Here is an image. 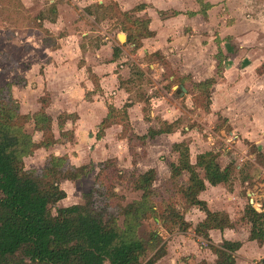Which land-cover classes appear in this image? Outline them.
I'll use <instances>...</instances> for the list:
<instances>
[{
    "label": "rangeland",
    "instance_id": "1",
    "mask_svg": "<svg viewBox=\"0 0 264 264\" xmlns=\"http://www.w3.org/2000/svg\"><path fill=\"white\" fill-rule=\"evenodd\" d=\"M84 2L0 0V85L11 86L13 97L19 103L22 114H33L42 106L40 99L48 97L50 100L46 111L50 112L49 115L52 117L51 133L48 137L56 139L49 146L38 147L33 154L26 156L25 167L41 169L48 155L55 153L67 155L73 166L91 165L90 172L80 178L68 179L55 174L54 177L67 193L66 197L59 201V206L83 202L84 194L93 188L106 163L113 164L112 171L117 174L113 179V189L120 197L121 204L126 205L140 199L142 195V191L133 189L127 180L133 177L135 172L140 173L154 168L156 180L153 187L158 191L155 202L159 211L162 212L166 204H173L184 212L183 215L191 226L185 231L180 230L178 225L166 229L159 217L150 218L143 221L139 234L148 237L150 232H157L163 238L159 244L162 246L161 250L166 252L168 248L172 251L171 258L165 254L156 264L188 262L200 264L202 260H197L196 254L200 251L211 252L210 245L215 243L211 235L209 239L196 232L197 224L205 217H201L198 209L190 211L193 205L188 206L183 198L181 190L182 186L189 182V174L184 172L177 178L171 177L170 165L178 162L179 158L178 152L173 149V142L179 139L186 141L192 162L196 161L200 152L213 150L218 154L221 168H231L227 181L219 182L216 188L209 184L208 191L205 188L203 191L206 192L202 191L199 196L205 194L211 198L213 194H219L218 192L225 193V207L230 212H223L234 222L233 227L240 236L249 234L251 224L248 222L247 213L252 203L251 198L254 196L260 200L258 195L264 193V0H185L183 7H187L189 16L193 17L191 25H184L189 40L183 47L173 45L176 56H182L181 51L187 48L189 61L195 60L194 56L200 53L206 65L209 64L213 50H218L216 46L218 44L222 50L230 54L226 55L227 57H235L237 62L235 64L229 62L231 66L228 64L229 70L231 69L228 82L234 89L237 84L243 85L244 90L238 91L239 96L246 98V95L242 96L246 92L247 97H250L246 99V104L241 105L245 111L242 118L239 116L238 119L228 122L229 118L211 112L210 106L208 109L206 107L209 96L214 95L217 104L221 102L219 100L222 90L225 92V81L221 82L215 91L213 88L209 89L210 93L207 89L198 91L193 84L195 82L193 75L189 74V78L183 82L190 90L181 95L182 90L178 91L181 81L179 79L169 81L171 68L166 71L161 69L165 59L159 50L150 55L142 53L138 55L139 58L126 61L130 63L131 73L121 74L117 78L116 88L109 89L111 101L109 107L113 108L111 123L104 129V134L100 138L97 137L99 125L93 130L84 128L78 135L71 128L63 131L69 118L75 121V113L69 118H65L64 113H59L62 109L61 103L51 104V91L46 82L39 88L26 85L28 79L31 83L37 82L34 77L39 73L44 74L46 64L51 62L50 52L56 48L60 37H66L70 33L76 34L70 42L66 41V47H73L74 51H70L64 58L68 62L72 61L73 65H83L85 54L76 51L78 44L88 49L87 45L99 47L101 42L108 41V48L113 44L114 50V47L120 44V40L124 41L125 37L127 38L121 31V28L126 31L124 24L131 28L137 26L136 23H132L133 20L125 21L115 1H107L109 6L107 10L91 7L92 18L85 10L90 6H84ZM206 2L212 5L208 7L207 15L204 16L202 10ZM177 5L179 6L175 4L176 7ZM172 10L173 8H170L167 12L159 14L173 16L175 13ZM192 11L197 13L190 14ZM130 15L132 18H139L135 13ZM94 20H97V23ZM176 24L177 21H174L175 30ZM97 26H100V29L96 28ZM175 30L174 32L178 34L179 30ZM84 32L86 33L82 35ZM108 32L112 34L115 32L114 41L104 39ZM118 32L120 36H117ZM137 32L139 38L144 31L140 28ZM169 34L172 36L173 32ZM143 38L136 42L139 46L133 49L128 46L127 49L135 53L141 46ZM176 38L177 35L175 40ZM145 43L147 46L156 45L153 41ZM112 49L106 52L107 61L113 57ZM123 55L125 58L124 50ZM214 55L216 56L215 53ZM121 63L119 61L117 66L120 67ZM138 63L141 66L137 65ZM151 63L155 65L154 68L150 67ZM56 83L57 81L51 85L54 88L59 87ZM114 91L116 93H113ZM89 95L86 94L87 97H90ZM115 96L123 97L118 101L114 99ZM115 103L118 105L114 106ZM130 111L133 123L129 118ZM166 113L170 114L169 117H166ZM60 116L65 119L61 121ZM250 118L252 119L249 120ZM169 123L174 128L175 132L172 134L175 135L174 138L161 133L153 138L140 139V136L147 135L150 129H165ZM25 128L35 140H45L44 132L36 130L31 120L26 123ZM250 135L252 136L249 137ZM229 138L235 140L230 146ZM262 201L264 205V197ZM195 208L201 209L198 205ZM189 211L190 213L186 215ZM122 219L123 216L119 221ZM180 235L183 237L178 239ZM156 250L147 254L142 263H145Z\"/></svg>",
    "mask_w": 264,
    "mask_h": 264
},
{
    "label": "trees",
    "instance_id": "2",
    "mask_svg": "<svg viewBox=\"0 0 264 264\" xmlns=\"http://www.w3.org/2000/svg\"><path fill=\"white\" fill-rule=\"evenodd\" d=\"M204 5L202 12L206 16L212 4L206 2ZM143 6H136L133 11ZM95 8L107 10L109 6L96 2ZM90 9L85 10L92 14ZM195 13L197 11L190 12ZM121 14L125 21L133 20L132 23L137 25L131 28L124 24L127 42L139 46L136 42L141 37L153 35L148 18H132L130 11H122ZM140 28L144 32L138 38L136 32ZM119 51L118 47H114L115 56ZM216 57V74L199 82L193 81L198 91L207 89L210 93L209 89L223 76L226 55L220 47ZM164 66L171 68L166 59ZM170 71L174 79L181 81L180 86L190 90L183 82L189 75H182L176 69ZM11 90V86L0 85V264H156L166 253L159 245L163 238L154 231L148 237L141 236L139 228L143 221L159 217L166 229L178 225L183 231L191 226L184 212L173 204H166L163 211H159L155 202L158 191L153 187L156 170L149 168L144 172H135L127 180L128 185L141 190L142 195L140 199L122 205L113 189V179L117 174L112 171L113 164L106 163L93 188L84 194L83 202L59 206V201L67 193L55 174L76 179L87 175L91 165L73 166L67 155L49 154L41 169H26V156L33 154L36 148L56 141L48 137L52 128V117L46 111L50 99L42 97L39 110L31 115L22 114ZM210 104L211 96L207 99V109ZM112 109L109 107L107 116L99 124L98 138L111 123ZM64 116L69 118L71 114L64 113ZM60 118L61 121L65 119L63 116ZM30 120L36 130L44 132L45 140H35L26 130L25 125ZM167 125L165 129H150L140 139L173 132L171 123ZM173 149L178 152L179 158L178 162L170 165L171 177L177 178L187 172L189 182L182 186L183 198L188 206L198 205L206 212L205 218L197 224L196 232L211 239V229L233 227L234 222L225 212L209 209L207 201L199 196L206 188V180L213 185L227 181L231 168L222 169L218 154L213 150L200 152L196 161L192 162L186 141L175 142ZM121 216L123 219L119 221ZM247 217L251 224L248 238L264 245V207L258 210L251 203ZM241 245V241L226 239L219 246L211 244L210 248L217 255L213 264H237L235 252ZM154 250L156 252L142 263L143 258ZM200 264L210 263L202 261Z\"/></svg>",
    "mask_w": 264,
    "mask_h": 264
},
{
    "label": "crops",
    "instance_id": "3",
    "mask_svg": "<svg viewBox=\"0 0 264 264\" xmlns=\"http://www.w3.org/2000/svg\"><path fill=\"white\" fill-rule=\"evenodd\" d=\"M84 6H90L95 7V3H104L107 4V1L110 0H83ZM117 2L119 8L122 11H130L131 13H135L137 17L140 19L148 18L149 21V28L151 31L154 32L153 36L145 37L141 40L142 44L141 46L136 50V52H131V50H128L127 47L130 46L132 49L135 47L134 43L127 42L126 37L125 40H120V44H117V47L119 48V53L117 56L114 55V50L112 49V46L110 48L108 41L107 43L101 42L98 47V45H94V47H88V49H84L81 44H78L76 46V51H79L80 53L83 52L85 54V63L83 65H73L72 61H66L64 56L69 55L70 51H74L73 47H66V41L70 42L71 39L76 37V34H68L66 37H60L59 41L57 43L56 48H53L50 52L52 55L51 62L46 64L44 74H40L35 76L34 79H36L37 82L31 83V80H27L28 83L27 86H37V88L41 87L40 85L42 83H47L49 86V89L51 91V104L57 105L58 103H61V111L62 113H75L76 119L75 121L70 119L67 121V125L63 127L64 130H69L68 128L73 129L74 133L78 135V132L83 130L84 128L88 130H93L100 124V122L107 116L109 112V89L116 88L117 78L122 75H127V73H131L130 63H127L126 61H129L130 59L139 58L138 55H150L154 52H157L160 50L161 55L170 63L171 69H177L179 73L182 75H189L191 74L193 81L199 82L202 80H205L209 77H212L216 74L217 65H218V59L214 55L218 52V50H213V54L210 57L209 64L206 65L205 60H203V56L200 53H197L194 57L195 60L189 61V52L187 48L182 50L183 53L182 56L174 54V47L179 46L183 47V44H186L187 39L184 28V25H191V21L193 17L189 16V9L187 7H183V3H185V0H114ZM176 2V3H175ZM143 4L144 6L140 10H134V8L138 5ZM174 4V5H173ZM175 4H179L178 7L175 6ZM170 8H173L172 11H174L175 15L171 16L169 14L165 16H161L159 13L167 12ZM154 11V12H152ZM88 16L92 18V14L88 13ZM195 15V14H194ZM197 15V14H196ZM177 21L176 30H179L178 34L174 32L175 28L173 29V22ZM95 23H97V20H94ZM56 23V22H55ZM53 23V24H55ZM175 27V24H174ZM96 28L100 29V26H97ZM173 29V30H172ZM103 30V29H101ZM175 30V31H176ZM116 31H119L116 29ZM121 31L124 33V35L127 31H124L121 28ZM170 32H173V35L170 36ZM86 32L82 33L84 35ZM105 40L111 39L115 40L113 36L115 35V32L112 34L110 32L106 33ZM112 34V35H111ZM169 34V35H168ZM168 35V36H167ZM175 35H177V38L175 40ZM117 36H120V33H117ZM185 37L184 39H181V37ZM167 37V38H165ZM216 37V36H215ZM223 38V36H221ZM155 42L154 46H147L145 42ZM224 42V41H223ZM221 42V47L222 43ZM181 45V46H180ZM217 48L220 47V44L216 45ZM48 47V46H47ZM112 49V55L113 57H110V60L107 61L106 59V52L108 50ZM221 49V48H220ZM123 50L125 51V58L123 57ZM222 50V49H221ZM68 52V53H66ZM222 52L225 55H230L227 53L224 49ZM185 56V57H184ZM224 62V70H223V76L218 78L217 82L212 86L215 91L216 87L221 85V82H226L225 84V92L222 90L221 92V99L217 104L214 95L211 96V104H210V111L213 113H220V115H223V117L229 118L228 122L234 121L236 119L242 118L243 113L245 111L242 109L241 105L246 104V99L250 98L247 97L248 93L244 92L242 96L246 95V98L239 96L238 91L244 90L243 85L237 84L235 86L230 85L228 82L229 77V67L231 66L229 62L232 61V63L235 64L237 60L235 57H227ZM181 57V58H180ZM115 59V60H113ZM121 61L120 67L117 66V64ZM230 66H229V65ZM233 64V65H234ZM141 66L139 63L137 64ZM232 65V66H233ZM151 68H154V64H150ZM118 72H117V70ZM162 71H166V67L164 64H162L161 67ZM174 80V75H169V81ZM227 80V81H226ZM26 81V82H27ZM59 85V87L55 88L51 85V83H55ZM45 83V84H46ZM174 88V85H173ZM99 89V90H98ZM120 90V89H118ZM117 90V92H119ZM235 91V92H234ZM187 92V91H186ZM89 93L90 97H87L86 94ZM113 93H116L115 91ZM214 92H212L213 94ZM235 93V94H234ZM111 94V93H110ZM118 96V94H115ZM182 95V94H181ZM231 95V96H230ZM115 96L114 99L120 101L121 97ZM251 96V94H250ZM128 99V98H127ZM226 100V101H225ZM108 103V104H107ZM118 105L117 103L114 104V106ZM226 106V108L224 107ZM228 106V107H227ZM119 107V106H117ZM49 110V109H48ZM48 112V111H47ZM50 114V112H48ZM130 115V121L133 123V115L131 114V111L129 112ZM169 113H166V117H169ZM167 119V118H166ZM250 118L249 120H251ZM134 125V124H133ZM175 131L171 133H165L168 135H171L170 137L175 135H172ZM236 135V134H235ZM237 136V135H236ZM250 135L249 137H251ZM181 140H175V142H180ZM55 153V152H54ZM57 154V153H55ZM209 184L211 187L216 188L218 185L211 184L209 181H206V191H208ZM206 191H203L206 192ZM202 193V192H201ZM219 194H213L212 197H208L205 194L203 196H200L202 199L207 201V204L209 206V209L213 211H226L230 212L229 209L225 207V199L226 194L220 193ZM260 197V200L258 198H255L253 196V200L255 203H261L263 202L264 193L262 195H258ZM216 200V202H215ZM219 201V202H217ZM260 201V202H259ZM263 204V203H261ZM68 205V204H66ZM196 205L191 206L190 211H196L199 210V213H201V217H205L206 213L202 211L199 208H195ZM189 212H187L186 215H188ZM235 227L232 228H225L224 230H217L213 229L211 230V237L212 241L215 244L222 243L225 239L226 240H232V241H241L242 245L241 247L235 252L236 256V262L237 264H264V245H260L256 240H250L248 238L249 234L240 236L237 231L235 230ZM183 237V235L178 236ZM166 256L168 258H171L172 251L168 250L166 248ZM164 254V255H165ZM164 255L162 257H164ZM197 260L207 261L210 264H213L217 260V255L213 251L211 252H198L196 254ZM205 259V260H203ZM187 264H191V262H188Z\"/></svg>",
    "mask_w": 264,
    "mask_h": 264
},
{
    "label": "water",
    "instance_id": "4",
    "mask_svg": "<svg viewBox=\"0 0 264 264\" xmlns=\"http://www.w3.org/2000/svg\"><path fill=\"white\" fill-rule=\"evenodd\" d=\"M180 90H182L181 94H184L186 92V88L183 87V86H180V88L178 89V91L180 92ZM251 202H253V206L258 209V210H261L262 207H263V204L261 203H255L253 198H251Z\"/></svg>",
    "mask_w": 264,
    "mask_h": 264
},
{
    "label": "built area",
    "instance_id": "5",
    "mask_svg": "<svg viewBox=\"0 0 264 264\" xmlns=\"http://www.w3.org/2000/svg\"><path fill=\"white\" fill-rule=\"evenodd\" d=\"M234 139H232V138H229V141H228V146H230V145H232V142L234 143ZM252 204H253V202H252ZM263 207H264V205H263ZM262 207V208H263Z\"/></svg>",
    "mask_w": 264,
    "mask_h": 264
}]
</instances>
